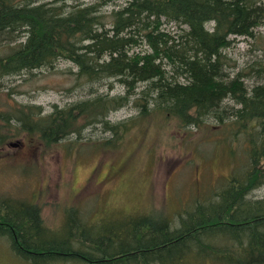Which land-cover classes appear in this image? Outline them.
<instances>
[{
	"label": "trees",
	"instance_id": "16d2710c",
	"mask_svg": "<svg viewBox=\"0 0 264 264\" xmlns=\"http://www.w3.org/2000/svg\"><path fill=\"white\" fill-rule=\"evenodd\" d=\"M121 1L0 0V82L68 59L78 80L114 78L124 87L49 110L7 103L0 146L23 135L56 144L98 123L117 137L136 120L107 116L132 104L138 116L171 117L182 127L215 119L224 131L215 142L230 168L175 214L86 218L69 206L50 227L39 203L1 194L0 264H264V197L249 195L264 184V81L249 86L242 70L229 74L223 53L231 35H253L264 1ZM108 4L115 5L106 11Z\"/></svg>",
	"mask_w": 264,
	"mask_h": 264
},
{
	"label": "rangeland",
	"instance_id": "374dc122",
	"mask_svg": "<svg viewBox=\"0 0 264 264\" xmlns=\"http://www.w3.org/2000/svg\"><path fill=\"white\" fill-rule=\"evenodd\" d=\"M163 26L177 28L173 22ZM231 36L232 43L223 48L229 58L226 71L232 75L242 70L249 86L264 81V21L254 27L253 35ZM76 68L70 60L59 59L53 67L4 77L0 107L16 101L49 110L53 103L64 105L98 92L124 90L114 78L80 81L75 78ZM226 104L236 106L230 100ZM138 112L128 104L108 114L111 122L136 120L117 137L98 123L84 128L80 137L73 133L56 144L45 145L29 135L12 138L0 146V195L34 200L45 223L57 227L69 206H77L86 218L105 212L116 218L122 217L119 213L150 210L175 214L189 197L209 191L217 177L229 170L230 163L215 142L224 133L215 119L206 126L182 127L174 118H143ZM249 195L264 197V184Z\"/></svg>",
	"mask_w": 264,
	"mask_h": 264
}]
</instances>
